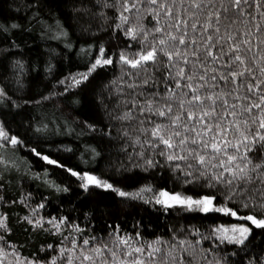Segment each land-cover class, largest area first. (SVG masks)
<instances>
[{"label":"trees","instance_id":"16d2710c","mask_svg":"<svg viewBox=\"0 0 264 264\" xmlns=\"http://www.w3.org/2000/svg\"><path fill=\"white\" fill-rule=\"evenodd\" d=\"M100 10L95 0H0V24L8 29L0 30V89L6 94L0 96V127L22 142L13 146L0 140L6 145L0 148L5 264H67L68 257L80 264L76 256L84 239L109 241L117 229L121 236L138 234L141 244L166 241L157 245L165 251L175 244L173 255L185 264H264V228L237 218L264 219V208L254 207L247 193L229 200L226 193H231L223 185L208 187L203 179L186 182L193 178L151 152L145 156L159 163L148 167L139 155L144 149L135 143L137 137L143 139L139 131L114 118L124 110L121 99L133 91L125 83L131 78L124 75L119 54L131 56L139 45L114 27L119 23L116 8H104L105 17L93 15ZM125 15L132 26L149 29L155 24L147 12L139 14L142 19ZM13 23L19 27L11 28ZM101 46L113 64L97 66L82 79ZM45 156L56 163H47ZM84 174L133 195L121 197L92 185L85 190L79 178ZM145 188L151 191H141ZM160 191L193 199L214 195L215 206H226L237 217L165 208L156 203ZM254 195L259 204V194ZM234 224L249 226L243 244L230 243L222 238L227 234L217 231ZM62 249L68 251L62 254Z\"/></svg>","mask_w":264,"mask_h":264},{"label":"snow or ice","instance_id":"6c2138e0","mask_svg":"<svg viewBox=\"0 0 264 264\" xmlns=\"http://www.w3.org/2000/svg\"><path fill=\"white\" fill-rule=\"evenodd\" d=\"M95 4L101 10L93 15L100 17H105L104 8H116L115 19L119 23L114 27L139 45L131 56L123 51L119 54L118 63L124 75L131 78L130 83H125L133 91L121 99L124 110L114 118L139 131L143 139L137 137L135 143L144 149L139 155L145 157V164L155 167L159 163L147 158L145 152L162 156L169 167L193 178L186 182L203 179L208 187L223 185L231 193H226L227 199L247 193L254 207L264 208V0H95ZM142 12L155 21L149 29L129 25L130 15H125L142 19L139 16ZM18 27L15 23L11 25L13 29ZM0 30L8 31L3 24ZM98 51V58L82 79L86 80L97 66L113 64L103 46ZM150 69L152 74H148ZM157 71L160 76L155 74ZM4 95L0 89V96ZM128 135L125 130L123 136ZM0 140L13 146L22 143L15 136L9 137L3 127H0ZM5 146L0 144V148ZM43 159L49 164L56 163L46 156ZM72 175L78 174L73 171ZM79 178L85 181V190L95 185L117 191L121 197L133 195L94 175L84 174ZM254 194H259V204L255 203ZM214 200V195L193 199L167 191H160L156 197V203L165 208L181 206L237 217L236 211L215 206ZM237 218L264 228V219L254 215ZM5 220L6 217H0V229H6ZM118 231L109 234V241L84 239L76 259L80 264L98 261L99 264H185L173 255L175 244L165 251L157 245L167 244L166 241L157 239L141 244L138 234L121 236ZM231 231L239 236L222 238L243 244L250 229L234 227ZM3 240L0 235V241ZM76 249L74 243L72 250ZM65 251L68 250L62 249V254ZM133 253L138 255L131 261L119 258ZM6 260L7 253L0 246V264ZM67 264H73L71 257L67 258Z\"/></svg>","mask_w":264,"mask_h":264},{"label":"rangeland","instance_id":"374dc122","mask_svg":"<svg viewBox=\"0 0 264 264\" xmlns=\"http://www.w3.org/2000/svg\"><path fill=\"white\" fill-rule=\"evenodd\" d=\"M88 175H91V174H88ZM97 177V176H96ZM98 178V177H97ZM98 179H100V178H98ZM100 180H102V179H100ZM85 183V182H84ZM90 186V185H89ZM92 186H95V185H92ZM234 227H236V228H239V227H247V228H249V226H247V225H238V224H234L233 225V227H231V228H226L227 230H228V232L227 233H225V234H227L228 236H239V233H233L232 231H231V229L232 228H234ZM224 229V228H223ZM224 233V232H223ZM132 259L130 258L128 261H131Z\"/></svg>","mask_w":264,"mask_h":264}]
</instances>
